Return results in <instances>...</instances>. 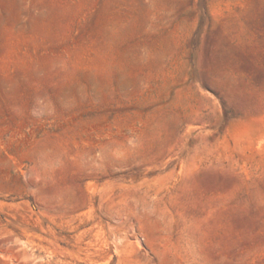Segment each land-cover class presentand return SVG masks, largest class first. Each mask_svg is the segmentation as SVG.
Segmentation results:
<instances>
[{
  "label": "rangeland",
  "instance_id": "374dc122",
  "mask_svg": "<svg viewBox=\"0 0 264 264\" xmlns=\"http://www.w3.org/2000/svg\"><path fill=\"white\" fill-rule=\"evenodd\" d=\"M0 264H264V0H0Z\"/></svg>",
  "mask_w": 264,
  "mask_h": 264
}]
</instances>
